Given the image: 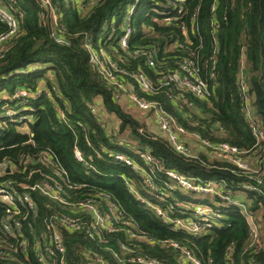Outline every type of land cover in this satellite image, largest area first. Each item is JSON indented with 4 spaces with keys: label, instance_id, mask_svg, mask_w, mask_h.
<instances>
[{
    "label": "trees",
    "instance_id": "obj_1",
    "mask_svg": "<svg viewBox=\"0 0 264 264\" xmlns=\"http://www.w3.org/2000/svg\"><path fill=\"white\" fill-rule=\"evenodd\" d=\"M0 4L18 23L7 36L0 20V37L6 36L0 45V185L32 202H0V264H41L35 241L50 223L64 250L49 264H91L95 256L106 264H137L127 261L131 255L181 264V248L202 264H264V184L257 182L264 180V150L251 131L255 123L264 132V0ZM93 54L113 79L92 62ZM186 82L198 83L201 92ZM17 90L27 94L15 98ZM131 93L154 105L150 114L156 108L173 129H183L181 151L165 131L150 132L123 112L119 99L131 102ZM95 104L120 120L116 131ZM127 126L138 142L121 137ZM186 137L205 150L208 143L236 146L249 158L248 169L202 150L191 153ZM74 147L85 160L74 157ZM144 153L159 165L146 164ZM168 171L215 190L198 197ZM46 186L57 194L46 193ZM199 203L218 214L199 232L165 222L189 217ZM87 204L102 215L115 209L113 225L121 229L96 231ZM65 218L77 226H66ZM127 229L149 239L131 238ZM120 242L133 251L122 252Z\"/></svg>",
    "mask_w": 264,
    "mask_h": 264
},
{
    "label": "built area",
    "instance_id": "obj_2",
    "mask_svg": "<svg viewBox=\"0 0 264 264\" xmlns=\"http://www.w3.org/2000/svg\"><path fill=\"white\" fill-rule=\"evenodd\" d=\"M0 20L3 21L9 27V32L7 36L13 34L16 31L18 27V23H17L15 16L11 14L10 12H8L1 4H0ZM128 34H129V28L126 27L125 33L121 36L119 40L120 45L123 47L126 46ZM4 39H6V36L5 35L1 36L0 43ZM103 58H105L104 55H103ZM106 61L110 62L107 59ZM92 62H94L95 65L107 75L106 76L107 78H111V79L114 78L110 73H107L105 71L106 69L103 67V63H101L98 56H96L95 54L92 55ZM148 64L153 65V60L149 57H148ZM137 79L140 81L141 88H143L144 90L149 89V81L144 80L143 78H141V76ZM186 85L189 89L193 90L194 92H198V93L201 92V90L199 89L198 83L197 85H194L190 82H186ZM242 88L244 87L242 86ZM244 91H245V88H244ZM26 94L27 92L25 90H17L14 94V97L18 98ZM129 98L131 102L138 108L148 110L150 107H154L153 104L144 102L143 100L139 99L134 93H131L129 95ZM245 110H246L247 118L249 120L252 119L251 114L248 110V107H246ZM6 114L8 117L11 118L13 112L7 111ZM153 116H154L155 122L158 124L160 129L167 133L169 141L175 146L177 150L181 151L182 146L179 143L178 139H179V133L184 134L183 129L180 127L176 128V130L173 129L167 117L162 112L158 111L156 108H153ZM251 131L256 140V143L260 144L264 150V132L255 123H252ZM206 145L210 147L211 149H213L214 151H217L218 154L221 156V158L228 160L229 162L233 164H236L238 167L242 169H248L249 165L244 157L245 152L240 150L236 146L228 144L226 142L217 143L213 145L208 143ZM141 156L145 160L146 164H150L149 162H152V163L159 165L158 161L150 157L148 154L144 153V154H141ZM74 157L79 161L85 160L81 152L76 147H74ZM116 157L119 159L122 158L121 155H117ZM124 161L126 164H130V161L128 159L124 158ZM1 169L2 168H0V172H1ZM167 174L172 179L176 180L177 184L181 187L182 190L191 191L198 197L212 194L213 191L215 190V187L213 185L212 186H208V185L201 186L198 184H194L191 180L179 174L178 172L168 171ZM257 182L264 184L263 179L262 180L257 179ZM44 191H46V193H51L53 195L57 194L56 191L51 192L47 186L44 188ZM60 201L64 202L63 200H60ZM0 202H5L10 205H14L16 202H19L21 204L25 203L28 207H32L31 199L29 198V195L27 193L17 194V191L15 189L9 190L5 188L3 185H0ZM86 207H89L90 209L89 211L92 214V217L94 219L93 223L95 225L94 229L96 231L105 230L106 232L111 233L118 229H121V228H116L113 225V220L118 221V217L116 214L117 212L115 209L110 207L109 212L105 215H102L98 207H95L89 204H87ZM157 212L160 213L161 211L157 209ZM215 217H218L217 213L212 211L209 207L199 203V204L194 205L193 212L189 217L187 216L185 218H172V219L166 217L165 222L170 224L173 229H181L188 233H197L200 231L202 226L209 225L211 218H215ZM247 219L251 223V219L249 217ZM63 220L66 226H69V227L77 226L76 223L70 222L69 219L65 218ZM46 228L48 229V234L46 236H43L41 241H35V247L37 248L36 249L37 260L41 264H49V262L52 259L55 260L56 256L61 255L64 250L61 236L58 233V231H56L53 228V224L52 223L48 224ZM7 231L9 232L8 229ZM252 232H253V236H256V229L254 226H252ZM126 233H128L129 237L131 238L135 237L140 240L149 239V238H146L143 234H134L128 229L126 230ZM47 240L50 242V245H47L42 252V243ZM168 243L175 248H180L179 244L175 241H168ZM119 247L123 250L121 251L124 253L133 251L129 245L124 244L122 242L119 243ZM114 255L118 256L116 253ZM180 255H181V264H202L201 260L198 257L194 256L188 249L181 248ZM127 261L135 262L137 264H162V262L156 259L146 258L140 255H137V256L131 255L129 258H127ZM92 263L93 264H106L102 259L98 258L97 256L93 257Z\"/></svg>",
    "mask_w": 264,
    "mask_h": 264
},
{
    "label": "rangeland",
    "instance_id": "obj_3",
    "mask_svg": "<svg viewBox=\"0 0 264 264\" xmlns=\"http://www.w3.org/2000/svg\"><path fill=\"white\" fill-rule=\"evenodd\" d=\"M3 44L4 43H2V42L0 43L1 48H3V46H4ZM119 103H120V106H121L123 112L129 118L132 117L133 120H135L139 124L143 125L150 132H153V133H156V134H163L159 130L160 127L155 122V120L153 118V115L150 114L146 109L138 108L132 102H130L125 96H121L120 97ZM100 105L101 104H95L94 110L96 112H101L103 114L102 118L108 124V128L110 129L111 132L116 131L118 129V127H119L120 120L114 114L108 113L106 110L105 111H101L102 107ZM139 130L142 131L141 128ZM121 137L126 138L127 140H131L134 143L138 142L137 138L131 133V130H130L129 126H127V128L125 130V133L122 134ZM186 139H187V142H188L187 143L188 144V148L190 149L191 153L196 154L197 152L202 150L204 152H207V154L209 155L210 158H218V159L221 158V156L218 154V152L214 151L210 147H208V149L205 150V149H203V148H201L199 146H196V142L191 140L190 137H186ZM221 159L225 160L223 158H221ZM245 160L249 164V158L245 157ZM213 186L215 187V185H213Z\"/></svg>",
    "mask_w": 264,
    "mask_h": 264
},
{
    "label": "water",
    "instance_id": "obj_4",
    "mask_svg": "<svg viewBox=\"0 0 264 264\" xmlns=\"http://www.w3.org/2000/svg\"><path fill=\"white\" fill-rule=\"evenodd\" d=\"M54 37H55V38H57L58 40H60V41L64 42V40H63V39H61L60 37H58V36H57V35H55V34H54Z\"/></svg>",
    "mask_w": 264,
    "mask_h": 264
}]
</instances>
